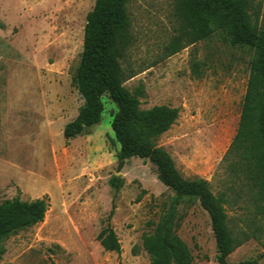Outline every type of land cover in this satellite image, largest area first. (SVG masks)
Instances as JSON below:
<instances>
[{
    "label": "rangeland",
    "instance_id": "1",
    "mask_svg": "<svg viewBox=\"0 0 264 264\" xmlns=\"http://www.w3.org/2000/svg\"><path fill=\"white\" fill-rule=\"evenodd\" d=\"M94 2L0 0V202L17 194L49 199L41 222L2 240L0 264H149L142 237L153 232L174 195L146 158L131 157L118 170L111 128L116 105L106 93L101 121L63 137L83 102L72 79ZM253 4L264 15V0ZM127 10L132 43L122 65L134 75L123 85L142 92L141 108H178L156 145L171 155L182 177L207 180L214 194L224 191L233 180L222 158L236 133L253 51L216 32L166 56L164 48L181 26L174 0H131ZM246 205L243 198L228 208L231 223L248 219ZM177 209V232L191 264H218L207 212L198 201ZM108 224L120 241L118 253L96 239ZM261 242L250 238L227 260L264 264Z\"/></svg>",
    "mask_w": 264,
    "mask_h": 264
},
{
    "label": "trees",
    "instance_id": "2",
    "mask_svg": "<svg viewBox=\"0 0 264 264\" xmlns=\"http://www.w3.org/2000/svg\"><path fill=\"white\" fill-rule=\"evenodd\" d=\"M130 1L95 0L86 15L81 56L72 79L83 102L76 118L64 125L63 137L68 140L86 133L101 121L106 93L116 105L111 128L119 145L118 170L131 157L146 158L156 167L158 179L174 192L153 232L142 237L141 248L149 256V264L192 263L191 251L177 232V207L197 201L210 219L217 263L256 264L255 260L229 262L227 257L250 238L261 242L259 235L264 234V15L253 0H174L181 26L166 44V56L216 32L223 33L230 44L253 51L236 133L222 158L233 182L214 194L207 180L182 177L171 155L156 145V139L177 119L178 108L168 104L141 108L142 92H131L123 85L134 75L122 65L132 43L127 10ZM115 180L112 178L111 184L118 190L120 184ZM230 192L233 201L229 200ZM243 198L249 202L244 208L249 217L240 224L231 223L227 210ZM48 207L47 195L23 199L17 194L0 202V257L4 253L2 240L22 227L41 222ZM96 239L106 251L121 250L109 224ZM136 249L133 246L132 251Z\"/></svg>",
    "mask_w": 264,
    "mask_h": 264
}]
</instances>
